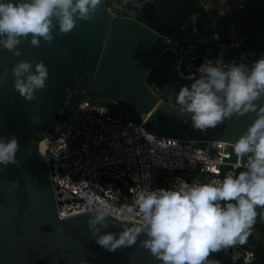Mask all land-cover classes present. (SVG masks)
Returning <instances> with one entry per match:
<instances>
[{
	"label": "water",
	"instance_id": "obj_1",
	"mask_svg": "<svg viewBox=\"0 0 264 264\" xmlns=\"http://www.w3.org/2000/svg\"><path fill=\"white\" fill-rule=\"evenodd\" d=\"M119 1L122 15L111 13L101 0L94 19H77L67 34H59L57 25L51 43L41 38L40 47H32L29 38L17 46L19 56L0 47V137L15 134L20 145L19 165L0 164V264H160L142 247L143 234L136 244L109 251L97 244L89 228L92 211L56 215L41 148L61 137L80 100L109 110L120 107L147 132L185 139L234 143L257 118L256 112H249L207 131L194 130L190 114L181 113L175 100L179 89L192 80L173 77L175 53L170 43L221 32L229 24L241 34L244 14L263 7L264 0H252L237 10L232 4L230 13L225 9L227 16L204 32L215 16L209 0ZM244 49L264 57L247 44ZM19 60L33 65L43 61L48 68L47 86L38 90L36 100L27 101L14 89L11 70ZM257 104L264 105V98ZM108 221L101 232L118 235L121 220L111 215ZM239 255L234 249L232 258Z\"/></svg>",
	"mask_w": 264,
	"mask_h": 264
},
{
	"label": "clouds",
	"instance_id": "obj_2",
	"mask_svg": "<svg viewBox=\"0 0 264 264\" xmlns=\"http://www.w3.org/2000/svg\"><path fill=\"white\" fill-rule=\"evenodd\" d=\"M100 3L101 0H0V47L19 56L17 46L29 38L32 47H40L41 38L51 43L57 25L59 34L71 32L77 19H94ZM11 71L14 89L27 101L36 100L38 90L47 86L49 71L43 61L33 65L19 60ZM198 72V76L190 77V85L182 86L175 96L179 111L190 114L194 130L207 131L234 115L257 113L233 144L238 157L234 167L246 170L206 184L177 178L168 189L143 186L136 194L135 208L128 207L127 215L120 217L122 231L118 235L101 232L112 215L111 206L104 203L90 208L93 215L89 228L97 244L109 251L134 245L143 234L142 247L160 264H208L211 252L246 241L257 215L256 207L264 206V105L257 104L264 98V57L251 66L209 61ZM183 122L188 123V119ZM19 148L15 134L0 137V164L19 165ZM245 156L248 160L243 163ZM93 203L89 199V205ZM132 216L140 219L129 226L125 221Z\"/></svg>",
	"mask_w": 264,
	"mask_h": 264
},
{
	"label": "built area",
	"instance_id": "obj_3",
	"mask_svg": "<svg viewBox=\"0 0 264 264\" xmlns=\"http://www.w3.org/2000/svg\"><path fill=\"white\" fill-rule=\"evenodd\" d=\"M250 1L239 0L234 9H241ZM227 10L230 13L231 8ZM225 15L223 11L211 17L202 31L220 23ZM176 34L171 32V35ZM246 39V35L237 33L229 24L221 28V32L216 29L205 37L171 42L175 53L173 77L198 76L200 66L209 61L251 66L259 58L244 49ZM203 43L211 45L204 47ZM233 144L220 139L157 135L145 131L140 122L130 121L120 107L109 110L106 105L80 100L61 137L50 139L43 148L56 215L65 217L106 203L111 206L112 215L120 219L127 215L128 207L135 208L136 194L145 185L151 189H168L177 178L200 184L222 181L230 174L235 175L239 168L234 167L238 157ZM247 160L245 156L243 163ZM214 168L216 171L212 170ZM89 199H93V205H89ZM139 219L132 216L128 221L138 222ZM234 249L240 251L239 257L244 263L252 260L251 249Z\"/></svg>",
	"mask_w": 264,
	"mask_h": 264
},
{
	"label": "trees",
	"instance_id": "obj_4",
	"mask_svg": "<svg viewBox=\"0 0 264 264\" xmlns=\"http://www.w3.org/2000/svg\"><path fill=\"white\" fill-rule=\"evenodd\" d=\"M104 3L107 5V0H104ZM239 27L241 33L247 36V39L245 40L247 45L249 40L247 32L248 30H252V32H255L259 35H264V6H255L247 11L244 14V20ZM257 43H259V45L255 46H258L259 49H252L259 52H264V40ZM245 170V168L239 167L236 169L235 175H238L239 172ZM256 213L257 215L255 217L254 223L249 229V235L246 241L243 244L237 243L234 246L221 248L219 251L211 252L208 257V264H264V206H257ZM234 248L251 249L253 252L252 260L244 263L240 257L233 259L232 252Z\"/></svg>",
	"mask_w": 264,
	"mask_h": 264
},
{
	"label": "crops",
	"instance_id": "obj_5",
	"mask_svg": "<svg viewBox=\"0 0 264 264\" xmlns=\"http://www.w3.org/2000/svg\"><path fill=\"white\" fill-rule=\"evenodd\" d=\"M211 3V7L213 9V13L215 15H220L225 9L231 8L232 4L235 5L239 0H209ZM107 6L110 9L115 10L116 14L122 15L121 3L119 0H107ZM227 15H225L226 17ZM222 21V20H221Z\"/></svg>",
	"mask_w": 264,
	"mask_h": 264
},
{
	"label": "rangeland",
	"instance_id": "obj_6",
	"mask_svg": "<svg viewBox=\"0 0 264 264\" xmlns=\"http://www.w3.org/2000/svg\"><path fill=\"white\" fill-rule=\"evenodd\" d=\"M203 32V31H202ZM248 37H249V40H248V45L250 48H256V49H259L258 46H255L257 42H261L264 40V35L262 34H257L255 32H252V30H248ZM251 39H254V40H251ZM255 41V42H254ZM211 44H207V43H203V46L204 47H207V46H210ZM255 234V232H254Z\"/></svg>",
	"mask_w": 264,
	"mask_h": 264
},
{
	"label": "bare ground",
	"instance_id": "obj_7",
	"mask_svg": "<svg viewBox=\"0 0 264 264\" xmlns=\"http://www.w3.org/2000/svg\"><path fill=\"white\" fill-rule=\"evenodd\" d=\"M45 146V145H44ZM44 146H42V148H41V157L43 158V148H44Z\"/></svg>",
	"mask_w": 264,
	"mask_h": 264
}]
</instances>
